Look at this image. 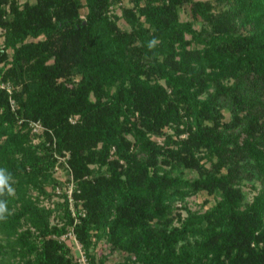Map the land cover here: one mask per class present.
<instances>
[{
	"label": "trees",
	"instance_id": "16d2710c",
	"mask_svg": "<svg viewBox=\"0 0 264 264\" xmlns=\"http://www.w3.org/2000/svg\"><path fill=\"white\" fill-rule=\"evenodd\" d=\"M122 1L0 0V264H264V0Z\"/></svg>",
	"mask_w": 264,
	"mask_h": 264
},
{
	"label": "rangeland",
	"instance_id": "374dc122",
	"mask_svg": "<svg viewBox=\"0 0 264 264\" xmlns=\"http://www.w3.org/2000/svg\"><path fill=\"white\" fill-rule=\"evenodd\" d=\"M20 1H25V0H20ZM128 0H123L122 3H127ZM87 11V9L85 7L82 8V12L85 13ZM116 12H118L119 14H121V8L118 7L116 8ZM182 17L184 19H186L188 17V13L186 10H184L182 12ZM119 23L122 27H127L130 28L131 25L127 22V20L124 17H121L119 19ZM4 30L5 28H1L0 27V42H2L4 40ZM64 157L61 158V160H63ZM67 167L66 166H62L60 164H57L56 167L51 171L52 175L55 177H59V182L57 183L58 185H56V187H53L52 185H48V190H49V194H41V203L45 204L47 206H58L59 203H61L64 200V196L62 195L63 192H67L68 195L71 194V196L73 197L72 203L70 201V210L72 211L73 215V209L71 208V204L73 205L75 211H76V204H75V198L73 195V188H74V180L72 175L69 176V173L67 171ZM186 173L188 176L192 177L194 175V171L191 170H186ZM196 174V173H195ZM248 190V189H247ZM34 194H38L40 193L38 189H33ZM250 197L252 196V193H249ZM208 200V202L206 201ZM215 201V195L214 194H209L207 192H199L197 194L191 195L188 197V201L187 204L192 208V209H199V208H207L208 206H210L213 202ZM181 204V203H180ZM82 208V203H80L79 205ZM60 206L58 207V209H56L55 213L56 215L52 216V222H60L63 223L64 222V218H60V216L64 213L63 210L60 208ZM185 211V210H183ZM77 212V211H76ZM178 222V221H176ZM71 229V226H68V229ZM65 234V233H64ZM58 238L65 242L67 244V246L70 249V252L72 254V257L76 260V264H80L79 262V258L80 256L83 254L84 250L82 247L81 242L78 240V238H75L74 236H63V234H61L60 236H58ZM103 242V241H102ZM100 246V244H99ZM109 249V247H106L105 250ZM3 256H0V258H2ZM20 257L14 258V257H10L7 260H14V259H19ZM123 258V254L121 251L119 250H113L109 257H108V262H113L115 260H120Z\"/></svg>",
	"mask_w": 264,
	"mask_h": 264
},
{
	"label": "clouds",
	"instance_id": "9594fccd",
	"mask_svg": "<svg viewBox=\"0 0 264 264\" xmlns=\"http://www.w3.org/2000/svg\"><path fill=\"white\" fill-rule=\"evenodd\" d=\"M156 41H150L148 44L149 48H152L155 45ZM11 174L7 172V169L0 168V197L4 195H14L15 190L12 187L11 183ZM8 207L7 201L0 199V221L6 220L8 217Z\"/></svg>",
	"mask_w": 264,
	"mask_h": 264
},
{
	"label": "built area",
	"instance_id": "2783aa9c",
	"mask_svg": "<svg viewBox=\"0 0 264 264\" xmlns=\"http://www.w3.org/2000/svg\"><path fill=\"white\" fill-rule=\"evenodd\" d=\"M30 125H31L32 130H33L34 132H42V131L44 130V125H43L42 122L39 121V120H32V121L30 122ZM68 197H69V200H70L71 203H72L73 197L71 196V194H69ZM72 204H73V203H72ZM72 204H71V208L73 209L74 215H76V211H75V209H74V207H73ZM81 211H83V213H84V210H83V209H81ZM78 220H79L78 217H76L75 221H78ZM64 233H65V234H64ZM64 233H63V236L68 235V236H74L75 238H78V237H77V234H76V232H75V229H74L73 226H71V229L69 228V229L66 230ZM78 240H79V239H78ZM79 241H80V240H79ZM80 242H81V241H80ZM81 244H82V242H81ZM82 247H83V244H82ZM83 250H84V247H83ZM79 262H80V264H89V260H88V257H87V255H86V253H85V250H84L83 254L80 256V258H79Z\"/></svg>",
	"mask_w": 264,
	"mask_h": 264
}]
</instances>
